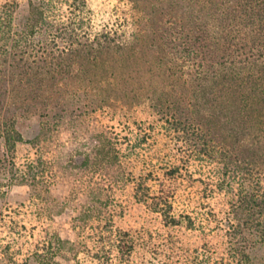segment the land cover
Here are the masks:
<instances>
[{"label":"trees","instance_id":"obj_1","mask_svg":"<svg viewBox=\"0 0 264 264\" xmlns=\"http://www.w3.org/2000/svg\"><path fill=\"white\" fill-rule=\"evenodd\" d=\"M126 1L128 15L99 26L88 0H29L25 20L13 2L0 6V139L14 150L26 141L18 128L21 114L75 113L77 105L85 113L127 114L147 141L154 126L146 130L133 116L149 109L182 144L221 164L223 174L243 175L223 221L222 255L212 256L207 244H183L180 263L149 264H264V0ZM60 2L68 3L67 18L58 17ZM113 147L97 138L84 165L109 159ZM181 168L173 165L167 173L177 177ZM128 180L136 183V199L167 225L198 229L191 212H176L175 194L166 187L156 192L144 176ZM142 237L130 228L102 232L95 255L100 264H142L135 259L141 248L159 253ZM57 239V250L36 247L37 264H56L70 243L59 233Z\"/></svg>","mask_w":264,"mask_h":264},{"label":"rangeland","instance_id":"obj_2","mask_svg":"<svg viewBox=\"0 0 264 264\" xmlns=\"http://www.w3.org/2000/svg\"><path fill=\"white\" fill-rule=\"evenodd\" d=\"M7 2L14 3L19 19L29 15V0H0V6ZM88 2L98 26L117 24L128 13L126 0ZM56 11L59 18H67L68 3H58ZM76 107L75 113L54 108L21 114L18 128L26 141L14 150L0 139V264H37L34 250L44 243L57 250V233L70 243L56 255V264H100L95 255L100 235L119 227L133 229L149 247L159 249L155 254L141 248L135 259L142 264L180 263L186 257L179 247L183 244H207L214 257L226 251L224 220L242 174H223L221 164L182 144L149 109L133 116L146 130L154 126L144 141V130L127 114L114 115L109 109L85 113ZM99 137L115 142V148L107 154L109 159L84 165ZM178 164L181 172L170 177L168 170ZM131 175L147 178L156 192L166 187L175 194L176 212H191L198 229L167 225L161 213L136 199ZM260 179L264 186V175Z\"/></svg>","mask_w":264,"mask_h":264}]
</instances>
